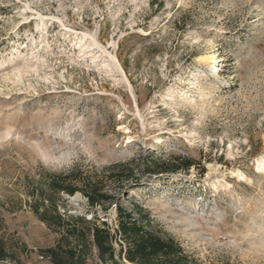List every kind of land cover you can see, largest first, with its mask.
<instances>
[{
	"label": "rangeland",
	"instance_id": "rangeland-1",
	"mask_svg": "<svg viewBox=\"0 0 264 264\" xmlns=\"http://www.w3.org/2000/svg\"><path fill=\"white\" fill-rule=\"evenodd\" d=\"M125 165L107 210L60 194L61 214L115 230L138 201L198 264H264V0H0V239L51 264L31 183Z\"/></svg>",
	"mask_w": 264,
	"mask_h": 264
},
{
	"label": "trees",
	"instance_id": "trees-1",
	"mask_svg": "<svg viewBox=\"0 0 264 264\" xmlns=\"http://www.w3.org/2000/svg\"><path fill=\"white\" fill-rule=\"evenodd\" d=\"M195 166L196 163L191 160L160 163L152 159L150 168L154 175H163L189 171ZM115 169L119 167H112L110 174L104 177L81 178L77 174H60L54 176L57 179L46 181L45 186L42 182L31 183L28 192L30 209L42 223L59 235L55 246L45 250V256L51 258V264H87L93 250H96L103 264H198L177 241L153 225L149 214H145L138 201L132 203L131 209L116 204L115 230L106 222L98 224L86 217L61 214L55 200L60 194L73 197L81 193L90 208L102 207L107 210V206L120 198V195H112L116 190H111L108 184L134 178L133 168L127 165L122 166L118 174ZM0 264L25 263L0 239Z\"/></svg>",
	"mask_w": 264,
	"mask_h": 264
},
{
	"label": "built area",
	"instance_id": "built-area-1",
	"mask_svg": "<svg viewBox=\"0 0 264 264\" xmlns=\"http://www.w3.org/2000/svg\"><path fill=\"white\" fill-rule=\"evenodd\" d=\"M40 259L43 261L51 262V258L48 256H42Z\"/></svg>",
	"mask_w": 264,
	"mask_h": 264
},
{
	"label": "bare ground",
	"instance_id": "bare-ground-1",
	"mask_svg": "<svg viewBox=\"0 0 264 264\" xmlns=\"http://www.w3.org/2000/svg\"><path fill=\"white\" fill-rule=\"evenodd\" d=\"M214 64H219V61H218V57H216L215 61H214ZM213 64V65H214Z\"/></svg>",
	"mask_w": 264,
	"mask_h": 264
}]
</instances>
